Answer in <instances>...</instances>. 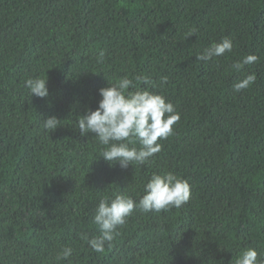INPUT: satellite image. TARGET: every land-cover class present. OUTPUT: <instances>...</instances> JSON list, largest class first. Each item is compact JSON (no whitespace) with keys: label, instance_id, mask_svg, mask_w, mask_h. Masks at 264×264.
Returning a JSON list of instances; mask_svg holds the SVG:
<instances>
[{"label":"trees","instance_id":"obj_1","mask_svg":"<svg viewBox=\"0 0 264 264\" xmlns=\"http://www.w3.org/2000/svg\"><path fill=\"white\" fill-rule=\"evenodd\" d=\"M226 38L231 52L197 61ZM136 75L150 83L130 91L162 94L181 118L160 152L125 169L78 120L99 89ZM36 77L48 97L31 96ZM166 172L190 184L186 204L134 210L102 253L81 238L100 234L101 198L138 200ZM248 248L264 252V0H0V264H235Z\"/></svg>","mask_w":264,"mask_h":264},{"label":"clouds","instance_id":"obj_2","mask_svg":"<svg viewBox=\"0 0 264 264\" xmlns=\"http://www.w3.org/2000/svg\"><path fill=\"white\" fill-rule=\"evenodd\" d=\"M231 39H223L218 43L205 48L196 56L197 61L208 62L215 57L223 56L233 49ZM104 53L101 52L98 62H102ZM256 55H248L242 61L231 65L236 72H241L245 65L256 62ZM256 80V75L248 74L233 85L237 93L248 88ZM137 82L150 83L144 76L136 75L133 78L121 77L109 87L99 89L102 97L96 110L88 113L78 120L79 130L82 134L95 133V137L103 146L100 157L109 162H118L121 168L129 165H143L150 157L161 151L162 145L158 140L167 139L174 134V125L180 120L172 102L167 101L162 94L148 89L130 91L136 87ZM161 83H167V77L161 78ZM31 96L46 98L49 96L47 80L36 77L25 81ZM155 87V86H154ZM59 119L55 116L44 119L45 129L55 130ZM139 143L140 147L135 146ZM191 197L190 184L186 179L178 177L172 172L153 174L144 185L143 195L138 200L123 193L114 197L105 196L100 199L93 222L99 228V235L88 238L82 234L89 247L102 253L106 243L113 241L119 235L118 227L126 224L127 218L134 210L142 212L168 211L170 208H180ZM73 254L71 247H65L56 257L59 260H69ZM235 264H264V252L258 253L255 248H248L235 260Z\"/></svg>","mask_w":264,"mask_h":264}]
</instances>
